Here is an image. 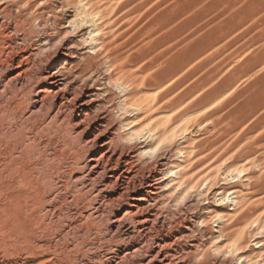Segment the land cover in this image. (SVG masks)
I'll return each instance as SVG.
<instances>
[{
    "label": "rangeland",
    "instance_id": "obj_1",
    "mask_svg": "<svg viewBox=\"0 0 264 264\" xmlns=\"http://www.w3.org/2000/svg\"><path fill=\"white\" fill-rule=\"evenodd\" d=\"M37 1H25L30 4V10L25 12L24 25L32 42L39 43L38 48H46L42 53L39 51L36 59L54 54L56 47L70 45L77 55L71 59L74 73H80L85 57L94 64L95 69L79 74L76 82L81 84L86 80L88 94H94L93 98L83 97L93 99L89 114L94 127L89 138L97 135L103 143L114 137L118 146L131 152L154 145L149 155L141 156L137 152L136 160L145 174L148 169L158 168V176L163 180L158 190V225L165 234L179 238L183 244L184 258L178 264H259L264 260V0H93L101 12L100 34L95 42L90 40L94 30L91 23L87 28H72L73 23H80L73 18V10L76 11L73 7L62 9V0H43V4ZM26 3L20 8L12 7V11L20 14L27 9ZM42 8L46 12L42 13ZM80 28L84 30L81 32ZM81 34H85L86 42ZM11 35L16 37V33ZM113 55L117 56L116 61ZM162 72L169 73L168 79L165 86L158 87L154 84ZM208 94L218 96L203 106L200 101ZM24 95L15 90L0 95V218L8 208L7 194L15 197L29 194L19 181L22 174L27 173L35 185L45 186V170L51 175L44 174L56 179L61 172L57 171L59 167L66 168V162L72 160L73 146L68 142L65 126H51L37 135L40 155L24 157L22 149L9 155L8 148L13 144L10 135L14 133L19 138L24 130H32V122L43 119L41 114L35 119L28 117ZM181 97L185 102L172 107L171 102ZM77 113L72 116L79 121ZM102 121L103 125L96 128L95 124ZM56 147L65 153L63 157L58 160L52 157L48 162L51 165L46 162L44 168L32 167L42 163L45 154ZM16 157L21 159L15 161ZM7 162L11 163L13 172H9ZM156 162H163L164 166H157ZM73 167H67L58 176L68 179ZM169 168L178 171L175 181L165 179ZM68 186L64 192L74 188ZM49 188L47 193L53 190ZM75 194L81 196L79 207L83 211L92 208L94 202L89 201L93 200L92 196ZM234 197L237 205L233 203ZM217 212L232 216L224 223L225 227L248 216L238 230L243 242L233 252L227 251L228 243L221 250H214L218 244L214 237L222 225L215 216ZM26 213V221H0V264L14 261L19 255L26 256L27 238L41 239L44 235L58 238L61 222L33 224L31 220L36 212L30 209ZM74 220L72 227H77L74 231L83 236L82 242L93 243V252L105 246L101 236L106 222L81 217ZM178 221L184 225L181 233L171 226ZM30 223L32 227L28 226ZM186 252L191 256H186ZM39 256V253L31 255L30 260L38 264Z\"/></svg>",
    "mask_w": 264,
    "mask_h": 264
},
{
    "label": "bare ground",
    "instance_id": "obj_2",
    "mask_svg": "<svg viewBox=\"0 0 264 264\" xmlns=\"http://www.w3.org/2000/svg\"><path fill=\"white\" fill-rule=\"evenodd\" d=\"M25 1L26 0H0V95L2 96L9 90H15L17 92L24 93V96L27 98L24 102L25 110H27V108L29 109V112L27 113L28 117H34L35 119V117L41 114V116L43 115V119L41 118L42 120H39L37 117L38 120L32 122L34 123L32 130L30 129V132L24 130L19 138H16L15 136L17 135H14V133L12 134V132L9 131L11 132L10 134H12L10 137L13 139V144H11V146L8 148L10 151L9 155L12 156V154H14V152L17 153V150L19 149L24 150V157H34L40 155L41 146L37 143V135H41L43 130L46 128L50 129L51 126H65L66 137L68 142L73 146L72 160L66 162L65 166L66 168H72L74 166V169H72L73 171L69 173V178L66 180L63 177L64 175L61 176L60 174L58 176L59 173L62 172L64 174L66 171L64 166H58L59 169L57 168V171L61 172H58L56 179H54L56 176L52 178L46 175L48 173L49 175L51 174L49 170L48 173L47 170H45L46 172L44 171V173L46 174L43 173V175H45L44 177L46 180L44 182H46L47 186L40 185V187L35 185L36 183L29 178L27 173L24 175L22 174V177L20 176L21 179L19 181L25 188L28 189L29 194H24L25 196L22 195L21 197H15L16 195L8 196L7 194L6 199L8 201V208L4 210V215H2L0 221L13 220L14 222V220H22L24 217H26V214H28L26 212H30L31 209V211L34 210L36 212L33 214V216L31 215V223L33 224L34 222L35 224H47V221L52 224L60 222L62 223L60 231H57V239H53L52 237L48 238V235H44L45 238L41 239H33L34 237L32 239L27 238L25 240V244H27V246L24 249L26 256L19 255V257L15 258L14 261H9L11 263H8L27 264L31 261V264H36V260H30L31 255H36L39 253L40 256L37 259H40L41 262L38 264H178V260L180 258H184V252L182 249L183 244L178 240L179 238L175 239L173 236L165 234L162 231L164 228L162 229L158 225V223H160L158 221L159 215L157 213V206L159 204L158 190L161 189L160 187H162L161 185L163 184V180H161L158 176L160 174L159 171H157L158 168L154 171L148 169V173L145 174V169H142L136 160L137 152H139L138 154L141 156L145 154L149 155L151 154V148L154 145H151V147L144 146L139 150L131 152V150L126 151L124 147L118 146L114 137H109V140L103 143L98 141L99 138L97 135H95L93 138H89L88 135L90 134V130L92 127H94L92 124L93 121L89 114L92 105L90 101L93 99L84 100L83 97L86 96L87 98H93L94 94H88L90 93V90L87 91L86 80L83 81V83L81 82V84H76V82L79 74H83L89 68L95 69L94 64L91 62L90 58L85 57V64L83 65L80 73L77 74V71L74 73L75 70L73 71V67L71 66L73 60L71 59H74L77 55L75 54L74 50H72L73 48L70 45L67 47H56V52L54 54H46V56L44 55V57H40L37 60L36 58H38L40 52H44L46 48H38L37 45L39 43H33L29 32L24 28L26 22L25 12L30 10V4H28V2L26 3ZM112 1L114 2V0ZM39 2H41V4L44 3L43 0H38L37 3L39 4ZM25 3L28 5V7L26 6L27 9L25 8L24 10H21L20 14H15L12 11V7L20 8V6L24 5ZM67 7H73V9L76 10H73V18L80 20V23L78 21V24L73 23L72 28H74V30H76L78 26L87 28V24L91 23L94 30H92L90 33V35H93L91 36L90 40L91 42H95L97 40L96 37H99L98 21L101 19V12L93 4V0H62L61 8L64 9ZM108 10H110V8ZM41 12H46V9L42 8ZM162 21L164 22V20ZM82 29L80 30L81 32L84 30ZM11 33H16V37H12ZM80 37L85 42L87 41L85 39V34H81ZM60 55H63L67 58H57ZM112 59L116 61L117 56H114ZM120 70L122 71V69ZM169 73L162 72V74L157 75L155 81L156 84L154 85L160 87L164 84L163 86H165V80ZM95 81L97 82V80ZM172 89L173 88L171 87V90ZM164 95L166 94L164 93ZM95 96L97 97L96 94ZM217 96L218 94H214L212 96L206 95V97L200 102L203 106H206V104L209 103L211 99L215 101ZM184 102L185 98L181 97L171 102V104L172 107L176 108ZM13 107H11V109ZM137 109L142 110L141 108ZM25 110L23 111L24 113ZM76 112H78L77 114L80 119L79 121H77L76 118L72 116V114H75ZM185 115L186 113L183 114V116ZM20 117L21 116H19V118ZM29 119L26 121H29ZM146 122L147 121L144 123ZM137 123H135V125ZM102 125L103 121L99 122L98 124L96 123L95 127L97 128ZM138 125H140V123ZM155 128H157V126ZM185 131L186 130L184 129V132ZM138 132H140V130ZM167 132L169 133V131ZM164 133L166 134V132ZM180 136H182V133ZM39 138L41 137L39 136ZM166 139H168V137ZM48 142L50 143L51 141L49 140ZM59 148L56 147L53 150L51 148L49 153L50 155L45 154L46 158L44 159V156L42 157L44 161H42V163L35 164L36 166L33 164L35 167L33 165L32 167L37 169L38 166H43L42 168H44V164L46 162L48 163L52 157L53 160H58L63 157L65 153ZM22 150L20 151L22 152ZM20 154H18V156ZM11 156L9 159L10 161H12ZM24 157L21 158L23 159ZM17 159L18 158L16 157L15 161L19 160ZM41 160L39 162H41ZM2 161L4 162L3 159ZM7 164H9V169H11V163L7 162ZM157 166H164V163L158 162ZM175 167L177 168L179 166L177 165ZM172 168H169V176L168 178H165L166 180L171 179V181H175V178L179 175L178 171H174ZM12 170L13 169L9 170V172L14 171ZM30 173H32L31 170ZM68 185H73L74 188H69L72 191L68 190L64 192L69 187ZM49 187L53 190L47 193V188ZM185 187L186 186H184V188ZM171 189L173 188L171 187ZM168 191L169 190H167V192ZM75 193H79L82 196L86 195L84 197L92 196L93 198H91L93 200H89L90 202H94H91L92 208L88 210V208L85 207L86 210L83 211V209L80 208L81 206L79 207V203L82 200L81 196L76 195ZM227 199H229V197H227ZM222 200L225 201L226 198ZM146 203L150 204L145 206ZM233 203L234 205L238 204L236 197L233 198ZM64 206H66V209ZM247 212L249 213V211ZM215 216H218L219 220L222 222V225L219 229V234L214 237L218 243L214 250H221L224 247V244L228 243L227 251L229 253L233 252L240 241L243 242V239H241V237L238 235V230L241 221H243L248 216H244V219H239L240 222L236 220L237 222L226 227L224 226V223L226 225L227 221L232 219V216L230 214H226V212L225 214L217 212ZM76 217L106 222L105 231L104 233L102 232L103 236H101V242H103L105 245L103 248L93 252V243L91 244L82 242L83 236H81L79 232H76V230L74 231V227H76V225L72 227V223L75 221L74 219ZM0 223L2 224V222ZM31 223L28 224V226H31ZM171 226H173L175 231H178L179 233L184 231V225L182 221L175 222ZM31 227L29 228L31 229ZM56 228L58 229V227ZM182 239L183 238H180L181 241ZM61 241L63 242V246H61ZM261 245L263 246V244ZM83 246L85 251L83 250ZM99 246L101 247V245ZM99 246L97 247L99 248ZM186 256L190 257L191 253L188 252ZM262 260L259 262V264H264V260ZM8 263L6 262V264Z\"/></svg>",
    "mask_w": 264,
    "mask_h": 264
}]
</instances>
